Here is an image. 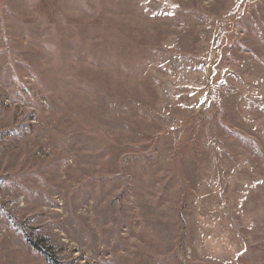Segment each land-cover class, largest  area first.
<instances>
[{"label": "rangeland", "instance_id": "obj_1", "mask_svg": "<svg viewBox=\"0 0 264 264\" xmlns=\"http://www.w3.org/2000/svg\"><path fill=\"white\" fill-rule=\"evenodd\" d=\"M0 264H264V0H0Z\"/></svg>", "mask_w": 264, "mask_h": 264}, {"label": "trees", "instance_id": "obj_2", "mask_svg": "<svg viewBox=\"0 0 264 264\" xmlns=\"http://www.w3.org/2000/svg\"><path fill=\"white\" fill-rule=\"evenodd\" d=\"M35 245H37V244H35ZM36 247H38V246H36Z\"/></svg>", "mask_w": 264, "mask_h": 264}]
</instances>
